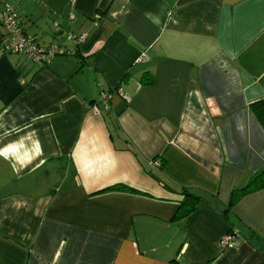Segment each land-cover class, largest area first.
<instances>
[{
    "label": "crops",
    "instance_id": "1",
    "mask_svg": "<svg viewBox=\"0 0 264 264\" xmlns=\"http://www.w3.org/2000/svg\"><path fill=\"white\" fill-rule=\"evenodd\" d=\"M3 4L66 52L34 64L0 26V264H264V187L228 207L264 168V0Z\"/></svg>",
    "mask_w": 264,
    "mask_h": 264
},
{
    "label": "built area",
    "instance_id": "2",
    "mask_svg": "<svg viewBox=\"0 0 264 264\" xmlns=\"http://www.w3.org/2000/svg\"><path fill=\"white\" fill-rule=\"evenodd\" d=\"M0 26L5 30L6 39L3 45L4 51L21 55L34 64L43 65L54 55L62 54L65 51L63 47L57 45L40 46L36 42L34 36L23 32L16 10L9 4H3V6L0 7ZM84 38L85 34H81L76 40L81 41ZM106 96L107 94L105 92L101 93V97L105 98ZM152 163L154 166H159L160 161L155 159ZM238 235L239 233L237 230L225 233L219 240V245L221 247L228 245L233 242Z\"/></svg>",
    "mask_w": 264,
    "mask_h": 264
},
{
    "label": "trees",
    "instance_id": "3",
    "mask_svg": "<svg viewBox=\"0 0 264 264\" xmlns=\"http://www.w3.org/2000/svg\"><path fill=\"white\" fill-rule=\"evenodd\" d=\"M65 52L66 51H64V53ZM151 81H152V77L150 73L145 72L143 74V77L141 78V83L149 84L151 83ZM115 89H118V86H115ZM248 107L251 110V112H253L258 122L261 124V126L264 127V98L256 99V100L249 102ZM128 149H130L131 151H133L134 154H136L131 147H129ZM159 161H160V164L158 167L161 168L163 165V162L161 160ZM147 173L151 175L155 180L162 183L165 187H168L169 189L173 190V188L164 180L163 176L158 171H153L149 169L147 170ZM262 187H264V168H261L260 170L252 174V176L250 177V179L247 181L246 184H244L241 187L233 188L231 190L228 207L232 206L242 195L250 191L262 188ZM102 190L103 191L104 190L135 191V189L129 186H126L124 184H114ZM178 193L182 194L183 197H182V200L179 202L175 216L187 217L194 210L195 205L201 199V196L190 190L183 189V188L178 190ZM225 211H227V209ZM248 234H249L248 239L251 242H253V244H255L262 252H264V239H261L259 236H257L252 231L248 232Z\"/></svg>",
    "mask_w": 264,
    "mask_h": 264
},
{
    "label": "rangeland",
    "instance_id": "4",
    "mask_svg": "<svg viewBox=\"0 0 264 264\" xmlns=\"http://www.w3.org/2000/svg\"><path fill=\"white\" fill-rule=\"evenodd\" d=\"M43 41H44V39H43ZM42 42V41H41Z\"/></svg>",
    "mask_w": 264,
    "mask_h": 264
}]
</instances>
